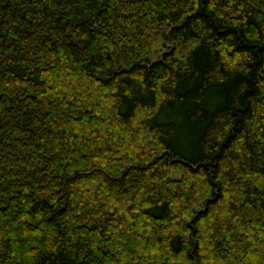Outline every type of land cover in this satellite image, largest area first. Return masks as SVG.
Here are the masks:
<instances>
[{"label":"trees","instance_id":"obj_1","mask_svg":"<svg viewBox=\"0 0 264 264\" xmlns=\"http://www.w3.org/2000/svg\"><path fill=\"white\" fill-rule=\"evenodd\" d=\"M0 264H264V0H0Z\"/></svg>","mask_w":264,"mask_h":264}]
</instances>
